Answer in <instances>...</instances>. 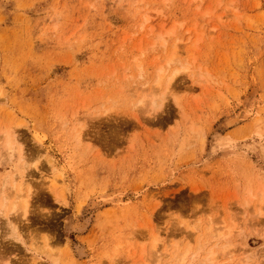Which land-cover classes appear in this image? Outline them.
Here are the masks:
<instances>
[{"label":"rangeland","instance_id":"obj_1","mask_svg":"<svg viewBox=\"0 0 264 264\" xmlns=\"http://www.w3.org/2000/svg\"><path fill=\"white\" fill-rule=\"evenodd\" d=\"M22 175L0 264H264V0H0Z\"/></svg>","mask_w":264,"mask_h":264},{"label":"bare ground","instance_id":"obj_2","mask_svg":"<svg viewBox=\"0 0 264 264\" xmlns=\"http://www.w3.org/2000/svg\"><path fill=\"white\" fill-rule=\"evenodd\" d=\"M172 59H173V57H172ZM171 57H170V59H167V63H169L171 60ZM166 63V62H165ZM140 69V68H139ZM164 70V69H163ZM140 71V70H139ZM161 72H162V69H161V67H160V69H159V71H158V73H157V80L155 81V84H159V86H160V81H161ZM178 72V70H176L175 72L173 71V74H171V75H169V78H168V80L166 81V85L165 86H169L170 84H171V82L173 81V79H174V76L176 75V73ZM164 73H165V71H164ZM178 74V73H177ZM162 75H163V73H162ZM168 88V87H167ZM167 88L165 87V89H164V92L167 90ZM164 92H163V94H164ZM153 95V94H152ZM155 96V98H156V95H154ZM151 97V96H150ZM155 98H153L152 97V100H151V103L150 104H153L154 105V101H155ZM146 99V98H145ZM164 99V98H163ZM142 101H145V100H143V98H142ZM140 102V101H139ZM157 107L156 108H161V106H162V103H160V104H158V105H156ZM160 110H162V109H160ZM239 120V119H238ZM16 139V138H15ZM10 147H11V145H10ZM9 147V148H10ZM27 176V175H26ZM25 176V177H26ZM23 175L22 176H19V178H20V183H19V186H16V184H15V180H13V182H12V186L11 187H7L8 186V184H4L5 185V188L7 187V189L8 188H11V189H8L9 190V192H7L6 193V195H5V197H3V196H1V193L5 190V188H4V190L3 191H1L3 188V184L1 185V187H0V197H1V199H3L2 201H0V202H3L4 200V202H7V198H8V196L9 195H11L10 193H11V190H12V193L14 192L13 191V189H16V190H18V194H16V195H14L15 196V198L16 199H14V201H11V205H9V210H12V212H14V213H16V214H18L17 212H18V210H20L19 212L21 213V215L25 218L26 217V214H27V205H28V201H29V198H30V187L28 186L29 184L28 183H30V182H27L24 178H25ZM14 178H16V177H14ZM29 178V177H28ZM27 178V179H28ZM6 180V179H5ZM3 182H5L4 180H3ZM2 182V183H3ZM28 186L27 188H28V193H26L27 195H23L22 196V198L20 197L21 196V194L20 193H22L23 192V188L25 187V186ZM7 194H8V196H7ZM20 194V195H19ZM2 195H3V193H2ZM17 195H19V196H17ZM12 197V196H11ZM10 197V198H11ZM24 197V198H23ZM9 199V198H8ZM264 201V200H263ZM3 202V204L0 206L1 207V209H0V212H4V209H5V207H6V203H4ZM9 202V201H8ZM11 206V207H10ZM11 213V212H10ZM13 215V214H12ZM18 216V215H17ZM21 216V217H22ZM15 217V216H14ZM22 217V218H23ZM16 219V218H15ZM7 221V220H6ZM211 230V229H210ZM156 239V238H155ZM155 245H156V243H154ZM48 244H46V246H47ZM215 245V244H214ZM154 246V245H153ZM35 246H33V248H34ZM156 247V246H155ZM216 247V246H215ZM223 247V246H222ZM221 248V247H220ZM177 249V248H176ZM210 250H211V247L209 248ZM215 249V248H214ZM221 250H222V248H221ZM32 251H36L35 249L34 250H32ZM207 251V250H206ZM209 251V250H208ZM215 252V251H214ZM219 252H220V250H219ZM223 252H224V250H223ZM187 253H188V250H187ZM216 254V253H215ZM214 255V253H212V252H210L209 254H208V257H207V261L209 262H212L211 261V258H212V256ZM183 259V258H182ZM36 262V261H35ZM37 264V263H36ZM39 264V263H38Z\"/></svg>","mask_w":264,"mask_h":264}]
</instances>
